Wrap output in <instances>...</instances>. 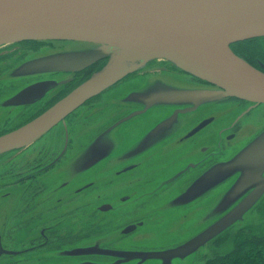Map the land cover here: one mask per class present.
<instances>
[{"label": "rangeland", "instance_id": "374dc122", "mask_svg": "<svg viewBox=\"0 0 264 264\" xmlns=\"http://www.w3.org/2000/svg\"><path fill=\"white\" fill-rule=\"evenodd\" d=\"M245 43L252 47V42ZM36 46L38 47L29 48L30 44L19 40L0 45V51L3 53L25 47L27 53L24 54L23 61L27 63L74 46L89 48L98 45L46 39L38 40ZM244 50L252 55L250 49ZM260 55L264 57V44ZM137 66H145L139 70H143L148 79L161 73L174 78L169 80V87H173V81L181 90L216 87L164 58L138 60ZM172 69L175 73H170ZM71 71L74 73L76 70ZM71 71L30 72L26 66H0V98L4 95L12 96L23 86L43 78H68L73 76ZM176 72L179 73L177 78ZM143 76L129 79L82 107L88 113V120L78 125L73 119L72 127H76L72 152L60 165L44 173L39 182L33 177L36 174L34 165L37 151H23L18 147L0 152V244L13 250H22L33 240H38L40 231L45 226L50 227L49 237L56 243L54 247L44 246L27 256L3 254L0 264H93L95 261L108 260L111 252L174 246L188 240L200 228L222 214L213 208L224 194H230L236 181L241 182L247 174L245 168H242V175L239 171L227 168V163L233 161V157L264 130V105L246 118L238 119L240 126L237 128L234 127L235 121L231 122L241 114L243 108L236 107L235 101L221 103L223 97L204 98L202 102L204 101L205 108L191 112L185 118L183 116L182 126L174 125L163 129L153 138L150 132L156 123H151L159 119L161 111L139 115L122 126L116 134H107L109 142L106 147L110 148L107 159L92 169H85L83 165L84 171L76 169L74 164L71 169H66L70 164L69 160L94 134L103 133L104 127L114 123L121 111H127V102L121 95L131 88L139 87L145 81L141 78ZM55 91L57 90L51 93ZM184 103L186 104V100ZM7 114L8 112H0V129L5 127L7 118L10 121L17 119L15 114ZM210 114L216 116L212 124L194 139L177 144L178 138L190 127L187 123L196 122L201 116ZM150 125L151 128H147ZM221 128L222 131L219 132ZM232 132L236 133V137L228 139L227 135ZM147 133L142 141L138 140ZM57 138L58 130L54 129L42 140L47 146V160L57 152ZM207 146L206 151L204 149ZM86 153L90 154L91 151ZM71 162L73 163V158ZM133 162L139 164L136 169L130 171L129 175L124 173L117 176V169ZM191 162H196L197 166L192 168ZM206 174L219 177L216 185L212 188L207 185L202 193L198 191L193 193L195 195L183 197L184 192L198 190V180ZM262 174L264 175V171ZM65 179L70 180L69 185L58 190ZM88 181H93L94 185L76 193L75 189ZM251 190L252 187L246 195ZM125 194H129L131 199L123 202L121 197ZM99 195L101 198H98ZM241 196L232 191L230 199L236 201ZM27 201H32L30 207ZM103 201L113 202L115 208L108 212L101 211L99 205ZM140 220L145 223L138 230L131 234L122 233L126 224ZM234 226L211 240L207 247L188 260V264H204L207 258H214L231 250L235 233L245 231L264 236V195L245 215V221L237 222ZM207 249L208 257L198 263L201 256L198 254ZM74 250L78 252H73ZM56 251H62L65 255H56ZM149 263L152 264L151 261Z\"/></svg>", "mask_w": 264, "mask_h": 264}, {"label": "water", "instance_id": "95a60500", "mask_svg": "<svg viewBox=\"0 0 264 264\" xmlns=\"http://www.w3.org/2000/svg\"><path fill=\"white\" fill-rule=\"evenodd\" d=\"M259 35H264V0H0V45L25 39H62L98 45L89 48L74 46L65 49L71 50L66 53L58 51L24 63L22 66H26L30 72L75 70L82 67L80 65L108 57L104 66L42 115L0 135V152L35 141L88 99L109 89L129 72L144 68L145 66H137L138 60L167 59L217 88L181 90L182 88L175 86L174 81L173 87H169V80L174 78L164 76L165 73L156 74L157 76L149 79L146 75L141 77L145 79L144 82L150 83L148 90L143 91V82L139 87L123 93L121 96L125 97L127 111H121L118 119L103 133L94 134L72 157L73 163L72 158L69 160L70 164L66 169H71L74 164L76 169L84 171L83 165L85 169H92L107 159L110 156L108 151H98L93 156L95 148L109 142L107 134H116L122 126L139 115L161 111L159 119L151 123H156L150 132L153 138L163 129L174 125L182 126L183 116L185 118L191 112L205 108L204 101L202 102L204 98L235 96L257 105L264 104V71L251 65L231 47L233 41ZM175 75L177 78L179 73L176 72ZM62 79L64 80L47 77L29 83L9 96L12 99L8 103L12 105L13 101H37L66 81V78ZM139 88L140 91H132ZM147 100L150 101L143 108L130 109L137 101L145 103ZM150 105L153 106L149 107ZM12 113L8 112L7 116ZM215 120L216 116L210 114L201 116L198 122L185 123L190 127L179 141L186 143L194 139ZM62 122L66 123L64 120ZM151 125L147 128H151ZM147 135L148 133L138 140L142 141ZM235 137L236 134L232 132L228 139ZM207 148L208 146L204 150L207 151ZM227 164V168L239 171L240 175L243 173L242 168L247 171L241 182L237 180L230 189V194L236 191L242 196L234 201L230 199L229 192L224 194L213 208L222 214L213 222L202 225L196 234L178 245L111 252L108 260L95 261L93 264H151L150 261L152 264H188V260L207 247L211 240L235 223L244 222L245 215L263 197L264 130ZM138 166V163L133 162L117 169L115 173L129 175ZM218 179L219 177H212L210 174L200 177L199 189L184 192L183 197H190L198 191L202 193L207 185L214 187ZM93 185V181H88L79 186L78 191L82 192ZM250 187L252 190L246 195ZM130 199L129 194L121 197L123 202ZM114 208V203L110 201H103L99 205L103 212ZM144 223V220L130 222L123 227L122 233L131 234ZM20 251L0 244V257ZM208 251L207 249L198 255L203 256ZM54 254L65 255L62 251Z\"/></svg>", "mask_w": 264, "mask_h": 264}, {"label": "flooded vegetation", "instance_id": "af4514ba", "mask_svg": "<svg viewBox=\"0 0 264 264\" xmlns=\"http://www.w3.org/2000/svg\"><path fill=\"white\" fill-rule=\"evenodd\" d=\"M23 41H25L27 44H30L29 48H37L38 47V46H36L38 44V40H36V39H25ZM247 41L252 42L251 43L252 47L249 46V44L245 43ZM16 42H18V41H16ZM263 44H264V35H259V36H254V37H249V38L233 41L231 43V47L237 54H239L244 59H246L251 65L257 67L258 69H260L262 71H264V57L260 55L261 51L263 50ZM239 48H240V50H238ZM247 48L252 51L251 56L245 52L244 49H247ZM26 49L27 48L22 47V48H18V49L17 48L12 49L9 52L1 53V51H0V66H22L24 64V61H23L24 54L27 53V51H25ZM82 50H88V49H82ZM67 51H71V50H62V51H59L58 53H66ZM15 59H17V62H14ZM107 59H108V57H103V58L96 59L95 61L80 65L82 67L76 68L75 69L76 71L74 73H73V71L69 70V71H71V73H73V76L66 78V81L63 84L58 85L57 88L55 87L54 90H57V91H55L53 94L50 92L49 95H45L43 98H41L37 101L31 102V103H16L13 101L12 105H9L8 101H9V99H12V97L9 98L8 95H4L3 97H1L0 98L1 112L7 113V112L12 111L13 112L12 114H15V117L17 119L14 121H10L9 118H7L6 122L4 123L5 127L0 129V135H3V134L8 133L10 131H13V130L23 126L24 124L34 120L35 118L39 117L40 115H42L44 112H46L48 109H50L56 102H58L60 99L65 97L67 93L72 91L82 81H84L87 77H89L94 71L99 70L102 66H104L105 63L107 62ZM170 71L173 72V69ZM143 75L144 76L146 75L143 70L129 72L127 75L124 76V78L122 80L118 81L116 84L111 86L109 89H107L104 92H101L100 94L88 99L86 102H84L78 108H76L74 111L69 113L65 118H63L61 120V122H59L54 127L49 129L46 133L41 135L35 141L29 143L28 145L20 147V148H22L21 150H23V151L31 150L33 152H36V151L38 152V156L35 153V157L37 156L35 158V165H34V169L36 171V174L33 175L35 180L39 182L40 178L44 177V176H42V175H44V173L49 172L50 170L54 169L56 166L60 165L65 160L66 156L70 153V151L73 150L71 148V146H72V143H73V140L75 137V136L73 137V133H74V127H76V126L72 127V121L74 119V121L78 125H80V124L84 123L86 120H88V113L86 112V109H83L84 106L91 103L96 98L100 97L101 94L105 93L106 91L108 92V90L120 86L122 83L128 81L129 79H131L133 77L143 76ZM61 80H64V79H61ZM144 84H145V88L143 89V91H147L149 86H150V83L144 82ZM135 90L140 91V88L134 89L132 91H135ZM223 98L224 99L221 103L225 104L227 102L235 101L236 104H234V105L236 107L238 106L240 108H243L241 114H238L236 117V120H235L236 126L234 125V127H237V128L240 126V124L238 123L239 117H240L239 119L246 118L247 116L251 115L256 109H258L259 107H262L264 105V104H259L258 106H256L255 103H253V102L245 101L244 99H240V98L235 97V96H226ZM150 100H147L145 103L137 101V103L134 104V106H133L135 108L130 106V109L136 110V109L143 108L145 106V104L147 105V103ZM137 104H139L138 107H137ZM151 106H153V105H150L149 107H151ZM180 108H182V105H180ZM25 109H27V111H25ZM122 112H124V111H122ZM63 120L66 123H63L62 122ZM107 128L108 127H104V130H106ZM54 129L58 130V138L56 140L58 143V145L56 147L57 152L56 153L54 152L53 154H51V158H49L47 160L46 159L47 158V155H46V147L47 146H46L45 142H42V140L49 133H51ZM100 133L101 132H99V134ZM233 133L236 134L235 132H233ZM227 136H229V134ZM179 139L180 138H178V140H177V144L183 143V142H180ZM106 145H107V143L104 142L99 148H95L96 151H94L93 156L98 151H108L110 153V148L106 147ZM14 149H17V147L13 148L12 150H14ZM64 150H65V152H64ZM195 164H196L195 162H191L190 166L196 167ZM41 181H42V179H41ZM21 182L23 183L24 180H22ZM69 182H70L69 179L63 180L61 182V185L59 186L58 190L67 187L69 185ZM75 191H76V193H80L78 191V188H76ZM27 203H28V207H30V205H32V201H27ZM49 231H50L49 226L43 227L40 231V235H39L38 240H33L29 246L23 248L17 254H9V255L15 256V255L19 254V256H21V255L27 256L28 254L32 253L33 251H36V250H38L44 246L54 247L56 245V243H54L52 241V239L49 237ZM1 240H2V238H1ZM3 246H5V245L3 244ZM6 248H8V247H6ZM5 255H8V254H5Z\"/></svg>", "mask_w": 264, "mask_h": 264}, {"label": "trees", "instance_id": "16d2710c", "mask_svg": "<svg viewBox=\"0 0 264 264\" xmlns=\"http://www.w3.org/2000/svg\"><path fill=\"white\" fill-rule=\"evenodd\" d=\"M206 258L204 256L201 261ZM204 264H264V236L245 231L235 233L232 249L214 258H207Z\"/></svg>", "mask_w": 264, "mask_h": 264}]
</instances>
